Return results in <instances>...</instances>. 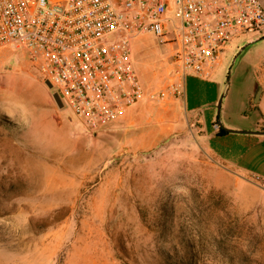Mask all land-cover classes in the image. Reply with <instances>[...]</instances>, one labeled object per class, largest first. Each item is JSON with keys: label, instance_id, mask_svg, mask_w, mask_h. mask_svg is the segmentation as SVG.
<instances>
[{"label": "rangeland", "instance_id": "rangeland-1", "mask_svg": "<svg viewBox=\"0 0 264 264\" xmlns=\"http://www.w3.org/2000/svg\"><path fill=\"white\" fill-rule=\"evenodd\" d=\"M131 53L142 97L89 134L25 50L0 46V264H264V139L248 132L264 131V35L184 84L152 34ZM192 106L246 132L207 143Z\"/></svg>", "mask_w": 264, "mask_h": 264}, {"label": "built area", "instance_id": "built-area-1", "mask_svg": "<svg viewBox=\"0 0 264 264\" xmlns=\"http://www.w3.org/2000/svg\"><path fill=\"white\" fill-rule=\"evenodd\" d=\"M146 33L168 46L182 81L210 78L233 40L264 35V0H0V46L25 50L89 134L142 97L131 41Z\"/></svg>", "mask_w": 264, "mask_h": 264}, {"label": "crops", "instance_id": "crops-1", "mask_svg": "<svg viewBox=\"0 0 264 264\" xmlns=\"http://www.w3.org/2000/svg\"><path fill=\"white\" fill-rule=\"evenodd\" d=\"M215 72H216V70L214 71V73L212 74V76L215 74ZM185 75H186V74H185ZM212 76H211V77H212ZM200 78H201V77H200ZM184 82H185V76L183 77V84H184ZM209 103H211V102L209 101ZM183 105H184V109H185V95H184V93H183ZM186 111H188V112H193V113H195V114H197V115L200 116L201 121H202V128H203V130H204V133H205L206 136H207V143H208V139H209V137H210L212 134H219L218 131H219L220 127H221V126H219V123H217L216 120L213 121V122H212V130H210V129L206 126V124H205V122H204L203 115H202V112H203V111H202V109H201L200 107H198V106H192L189 110H186ZM261 127H262V126H261ZM261 127L258 128V129L256 130V131H258V132H251V133H257L261 139H264V131L261 129ZM208 146H209V145H208ZM212 151H213V150H212ZM213 152H214V151H213ZM214 153H215V152H214ZM223 161H225L226 163L231 164V165H233V166L239 168V166H238L237 163H235V162H230V161H227V160H224V159H223ZM241 168H242V169H245V168H243V167H241Z\"/></svg>", "mask_w": 264, "mask_h": 264}, {"label": "water", "instance_id": "water-1", "mask_svg": "<svg viewBox=\"0 0 264 264\" xmlns=\"http://www.w3.org/2000/svg\"><path fill=\"white\" fill-rule=\"evenodd\" d=\"M43 82L47 86L48 89L52 88V85H51V83H50V81L48 79H44ZM50 95H51L55 105L59 109H62L63 108V103H62L58 93L56 91H53V92L50 93ZM220 101H221V98H219V100L217 102V105H216L218 112H219V107H220ZM222 128L225 129L227 132H246L245 130H235V129L224 128V127H222ZM248 132H258V131H248Z\"/></svg>", "mask_w": 264, "mask_h": 264}, {"label": "bare ground", "instance_id": "bare-ground-1", "mask_svg": "<svg viewBox=\"0 0 264 264\" xmlns=\"http://www.w3.org/2000/svg\"><path fill=\"white\" fill-rule=\"evenodd\" d=\"M20 90H23V89H20ZM30 92V91H29ZM29 92L27 91H16L14 92V94L12 95V99L15 98L16 96L18 95H29ZM33 96V94H31ZM40 95V94H39ZM30 97V96H29ZM34 97V96H33Z\"/></svg>", "mask_w": 264, "mask_h": 264}, {"label": "trees", "instance_id": "trees-1", "mask_svg": "<svg viewBox=\"0 0 264 264\" xmlns=\"http://www.w3.org/2000/svg\"><path fill=\"white\" fill-rule=\"evenodd\" d=\"M227 131L225 129H223L222 127H220L218 133L219 134H223V133H226Z\"/></svg>", "mask_w": 264, "mask_h": 264}]
</instances>
